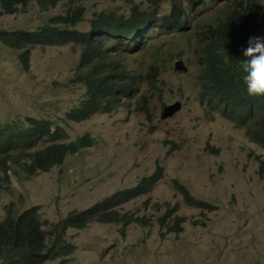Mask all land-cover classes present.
I'll use <instances>...</instances> for the list:
<instances>
[{
  "label": "rangeland",
  "instance_id": "rangeland-1",
  "mask_svg": "<svg viewBox=\"0 0 264 264\" xmlns=\"http://www.w3.org/2000/svg\"><path fill=\"white\" fill-rule=\"evenodd\" d=\"M34 1L27 13L0 16V31L46 28L69 9L61 2L42 10ZM133 2L150 7L143 0H89L84 3L85 21L76 29L88 32L95 13L126 14ZM181 5L186 7L187 0ZM231 5L230 0L199 4L204 14L195 20L212 25L232 13ZM171 7L162 3L161 12L168 13ZM202 38L194 31L185 36L159 32L127 51V44L105 36L116 60L143 76L158 64V79L142 80L141 92L123 98L114 112H95L81 122L66 113L87 93L86 86L75 81L83 46L30 48L25 68L19 51L0 42V124L25 126L29 117L51 118L63 129V142L85 134L97 141L49 172L30 177L9 172V182L0 186V220L10 203L17 213L36 208L50 231L51 224H59L72 210L103 201L160 169L162 177L152 192L121 206L123 212L150 216L153 223L147 227L95 223L84 230L70 229L61 236L74 248L68 264H264V148L251 136L253 125L246 130L217 113L207 115L210 100L202 87L204 72L196 68ZM180 51L187 70L175 67L172 52ZM143 94L148 112L141 109ZM176 100L182 101L181 109L162 118L164 106ZM47 145L39 143L34 151ZM177 182L214 209L187 204ZM175 216L183 219L179 232L171 230Z\"/></svg>",
  "mask_w": 264,
  "mask_h": 264
},
{
  "label": "trees",
  "instance_id": "trees-1",
  "mask_svg": "<svg viewBox=\"0 0 264 264\" xmlns=\"http://www.w3.org/2000/svg\"><path fill=\"white\" fill-rule=\"evenodd\" d=\"M33 0H0V16L28 12ZM65 1V2H64ZM35 0L34 4L42 10L54 8L64 2L69 5L65 16L53 20L51 25L36 31H0V42L11 49L19 50L18 58L23 67L28 68L30 62V48L42 46H64L76 44L83 46L75 81L87 87V95L81 101L80 107H73L67 117L81 122L95 112H112L121 106L120 96H129L145 79L142 74L130 72L118 61L109 45H105L104 37L113 36L115 43L127 44L130 51L132 44L148 43L160 31L179 32L187 21L186 12L181 10L180 0H143L149 8H141V4L130 7L128 12L116 13L101 11L95 13L89 21L90 30L79 32L72 30L79 23L85 21V2L89 0ZM78 1V4H77ZM172 2L173 10L164 17L160 14L162 3ZM199 0H190L189 4H196ZM225 0H210L209 4H216ZM229 1V0H228ZM232 13L227 17L216 18L212 25L193 19L187 28L194 29L203 41L200 54L201 63H207L215 84L225 80L227 66L225 60L234 58L242 61L243 46L250 37H261L264 42V3L262 0H230ZM205 2V1H204ZM83 3V4H82ZM76 5V6H75ZM74 8V9H73ZM155 14L158 16L153 17ZM203 10L198 8L197 17L202 19ZM57 26H62L59 28ZM147 31H156L148 34ZM132 42V43H131ZM180 58L181 55L179 54ZM158 71L152 68L153 75ZM152 74H149V76ZM206 75V78L211 77ZM210 85H206L209 94ZM147 97L143 98L141 109L148 112ZM243 108L228 106L232 115L251 118L249 128L253 140H258L264 148V98L257 106L255 100L241 94L238 105ZM245 128V124L243 125ZM64 131L51 118L29 117L25 126L4 127L0 124V186L9 182L8 173L18 174L22 171L27 177L35 176L39 172H49L63 164L70 155H76L82 149L93 147L97 141L90 134L80 136L69 144L63 142ZM45 148L34 151L39 143H47ZM212 152H216L211 150ZM162 177L161 170H155L151 175L143 177L136 185L115 192L107 199L90 205L84 209H74L68 213L59 224H51L50 231L45 228L48 224L40 220L41 216L36 208L17 213L13 203L6 206L3 218L0 220V264H45L49 261L61 260V264H68V257L74 253L73 245L61 236L70 229L84 230L91 224H117L128 227L136 224L142 227L150 226L153 219L150 216L136 215L123 212L122 205L136 198H141L158 184ZM187 204L200 207L207 211L214 206L204 199L195 198L191 191L182 183H176ZM169 215V214H168ZM165 218V216H164ZM162 218L160 224H163ZM182 218L175 216L172 231H181ZM55 239L56 234L60 233Z\"/></svg>",
  "mask_w": 264,
  "mask_h": 264
},
{
  "label": "clouds",
  "instance_id": "clouds-1",
  "mask_svg": "<svg viewBox=\"0 0 264 264\" xmlns=\"http://www.w3.org/2000/svg\"><path fill=\"white\" fill-rule=\"evenodd\" d=\"M209 1L210 0H199L196 4H194V3L189 4L190 0H187V6L186 7L183 8L181 5V10H184L186 12L185 15L187 16V21L184 25V28L177 33H180L182 36H185L186 34H188L191 31L195 32L194 29H188L187 30L189 23L193 19L196 18L197 14H198V8H199L198 5L199 4L206 5ZM172 2L168 1L170 6H172ZM135 4H137V3H135ZM161 8H162V6H161ZM161 8H160V14L163 17L167 14H170L171 10H173V7H171V10L168 13L164 14L161 12ZM149 10L153 14V11L150 7H149ZM191 10L194 11L193 15L189 14V11H191ZM13 15H15V14H13ZM155 16H158V15L155 14L153 17H155ZM79 25H80V23H79ZM76 27L72 28V30L79 31L76 29ZM79 32H82V31H79ZM154 32H156V31H147L148 34H152ZM160 32L164 33V32H171V31H160ZM172 32H176V31H172ZM243 48H245V50L243 52L242 61H236L232 57L227 58L225 60V65L227 66V74L225 77H227V78H225V80H223L219 84H215L213 82L212 75H211V72L213 73V71L207 67V63H201L202 54H199V56H198V63H197L196 68H198L200 71L204 72V76L202 77V79L206 81V84H203L202 87L205 90V93H206V85L207 84L210 85L209 94L206 93L209 96V100H210V106L208 108L207 115L212 116L214 113H217V114L223 116L224 118L230 120V122H232L235 125L234 127H240L242 129L247 130L249 128L248 122H250L251 118L243 117L241 115H232L229 108L225 105V101H226L228 106H236L239 108H243L246 105L253 106L254 103L248 104L246 101L244 102V104L238 105V103L240 101L241 94H245L249 97H252L255 100L257 106L260 105L261 101L264 98V42H262L261 37H258V36L250 37L248 40V43L245 44L243 46ZM17 51H19V50H17ZM121 53H124V51H121L119 53V55ZM179 54L181 55L180 58L178 57ZM183 54H184L183 51L172 52V57H176V59H177L175 62L176 68L183 66L184 70H187V68L184 66V62L181 60L183 58ZM115 58H116V56H115ZM79 61H80V58H79ZM116 61H118V60H116ZM119 63L126 68V66L124 64H122L121 62H119ZM78 65H79V63H78ZM154 67L157 68L158 71L156 72V74L153 75L152 68H154ZM152 68L147 73L144 74L146 79H144L143 82H146L148 80V77L150 78L149 82H151V83H153L155 80L158 79L157 76H158V72L160 70L159 65L154 64L152 66ZM126 69L129 70L130 72H135V70H133V69H128V68H126ZM149 74H152V75L149 76ZM206 75L207 76L211 75V77L206 78ZM141 83H139V85H141ZM139 85H138V87L135 86V89L132 91L131 95L120 96L119 102H121L122 99L125 97H131L134 94L141 92V86H139ZM86 95H87V93H86ZM142 96H143L142 99L144 97H147V95H145V94H143ZM176 101H180V100H176ZM176 101H174V102H176ZM80 103H79V105H77L75 107H80L81 106ZM170 104H172V103H170ZM166 105H168V104H166ZM114 111H112V112H114ZM104 113H111V112H104ZM161 115H162V113H161ZM213 122H214V120H213ZM244 124H245V128L243 127ZM254 141L257 142L260 146L262 145L260 142H258V140L255 139ZM263 167H264V163L262 164V168ZM96 224H98V223H96Z\"/></svg>",
  "mask_w": 264,
  "mask_h": 264
},
{
  "label": "water",
  "instance_id": "water-1",
  "mask_svg": "<svg viewBox=\"0 0 264 264\" xmlns=\"http://www.w3.org/2000/svg\"><path fill=\"white\" fill-rule=\"evenodd\" d=\"M181 107H182L181 101H176L172 104L166 105L162 112V118H167L172 116L175 112L179 111Z\"/></svg>",
  "mask_w": 264,
  "mask_h": 264
},
{
  "label": "bare ground",
  "instance_id": "bare-ground-1",
  "mask_svg": "<svg viewBox=\"0 0 264 264\" xmlns=\"http://www.w3.org/2000/svg\"><path fill=\"white\" fill-rule=\"evenodd\" d=\"M64 1V0H63ZM65 2V1H64ZM77 4H78V1H77ZM83 4V3H82ZM76 6V5H75ZM68 7V6H67ZM74 9V8H73ZM231 123V122H230Z\"/></svg>",
  "mask_w": 264,
  "mask_h": 264
}]
</instances>
